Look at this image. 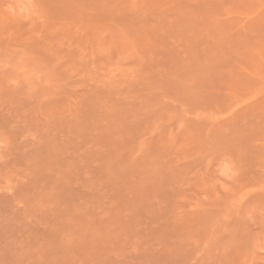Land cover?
<instances>
[{"label": "rangeland", "instance_id": "1", "mask_svg": "<svg viewBox=\"0 0 264 264\" xmlns=\"http://www.w3.org/2000/svg\"><path fill=\"white\" fill-rule=\"evenodd\" d=\"M0 264H264V0H0Z\"/></svg>", "mask_w": 264, "mask_h": 264}]
</instances>
